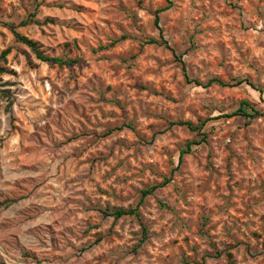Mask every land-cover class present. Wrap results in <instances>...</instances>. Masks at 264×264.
Instances as JSON below:
<instances>
[{"label": "rangeland", "instance_id": "1", "mask_svg": "<svg viewBox=\"0 0 264 264\" xmlns=\"http://www.w3.org/2000/svg\"><path fill=\"white\" fill-rule=\"evenodd\" d=\"M0 68V264H264V0H0Z\"/></svg>", "mask_w": 264, "mask_h": 264}, {"label": "trees", "instance_id": "2", "mask_svg": "<svg viewBox=\"0 0 264 264\" xmlns=\"http://www.w3.org/2000/svg\"><path fill=\"white\" fill-rule=\"evenodd\" d=\"M165 9H160L157 10L155 13V26L157 27V29L159 30V40L158 39H154V38H148L147 40H145L146 44L149 45H158V46H163L166 49H169L173 52L172 48L170 47V45L168 44V42L164 39L163 35H162V31L159 27V14L164 11ZM34 16L35 14H31L25 21H22L20 25L22 26H27L29 24L32 23H36L34 20ZM7 29H9V31L13 34V36L15 37V39L20 42L21 44H23L24 46H26L29 50H31V52L35 55V57L46 64H50V65H57L58 67L67 65H73L78 63L77 60H63L61 58H56V57H48L43 55V53L38 49L37 45L32 42L31 40L27 39L26 37L20 35L17 31H16V27L11 25V26H7ZM125 38L122 37L121 40H124ZM120 41V40H118ZM118 41H113L111 43L110 46H113L115 44L118 43ZM108 46V47H110ZM174 53V52H173ZM178 59V58H177ZM182 69L184 70V66L182 64ZM3 69L0 68V74L3 73ZM189 82L193 83L195 86L197 87H202V88H208L211 87L213 85H217L220 87H238L241 86L243 84H246L248 86H250L251 88H253L254 90H257L260 92L259 89L256 88V86H254L253 84L249 83L247 80H240L235 82L234 84H229V83H224L219 79H210L208 80L206 83H201L197 80H189ZM248 109H251L248 102H241L238 110H236L235 112H233L230 115H227L226 117H235L238 115H243L244 117L247 118H252L255 115H259V113L253 109L251 113H248ZM173 126H179V127H187L189 130L191 131H199V127L198 126H193L192 123L190 122H183V121H178V122H170L168 124V127H173ZM125 127H132L131 125L125 126ZM122 127L116 128V130H121ZM201 140L200 142L196 143L195 145H199L200 143H203L206 139V135L205 134H201ZM191 148V144L188 145L187 150H183L181 151L180 155H179V163L182 162V157L183 155L187 154L190 151ZM170 182V179H166L162 184L158 185V186H153L150 189L143 191L142 192V196H141V200L140 203H142L143 199L148 197L149 195H151L155 190H157L158 188L167 185ZM103 215L105 216H111L114 219H120L122 217L125 216H133L135 218H137L139 221L141 220L140 217V213L138 211V206L135 208H131V209H117L115 211H109V210H105L103 212Z\"/></svg>", "mask_w": 264, "mask_h": 264}]
</instances>
